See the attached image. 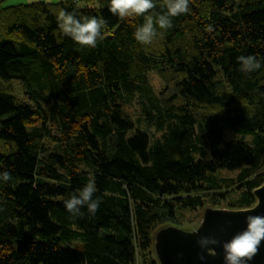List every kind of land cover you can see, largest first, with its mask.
<instances>
[{
  "label": "trees",
  "instance_id": "trees-1",
  "mask_svg": "<svg viewBox=\"0 0 264 264\" xmlns=\"http://www.w3.org/2000/svg\"><path fill=\"white\" fill-rule=\"evenodd\" d=\"M1 1L0 173L11 180H0V264H158L159 227L255 203L264 0H189L148 45L133 35L144 16L121 19L110 0ZM154 3L150 14L164 11ZM61 10L103 19V39L64 36ZM241 55L261 68L240 71ZM89 180L99 208L72 216L64 201Z\"/></svg>",
  "mask_w": 264,
  "mask_h": 264
},
{
  "label": "clouds",
  "instance_id": "clouds-1",
  "mask_svg": "<svg viewBox=\"0 0 264 264\" xmlns=\"http://www.w3.org/2000/svg\"><path fill=\"white\" fill-rule=\"evenodd\" d=\"M161 7L164 11L150 14L151 10L156 8L154 0H110L109 11L121 19L144 16V23L136 28L133 35L137 42L148 45L156 37L158 28H171L172 18L190 11L189 0H163ZM57 24L64 36L70 37L81 46L94 48L97 41L103 39L101 30L105 21L97 17L77 18L74 13L61 10L57 15ZM237 63L240 65V71L252 73L261 68L262 61L255 55H241L237 57ZM0 180H11V174L7 171L0 173ZM95 193V182L89 180L83 188L64 201L66 210L72 216L79 217L85 214L82 209H86L89 215L94 216L100 205L98 198L93 199ZM245 224V229L221 244L224 264H247L258 254L261 242L264 241V216H247ZM201 242L219 243L214 238Z\"/></svg>",
  "mask_w": 264,
  "mask_h": 264
},
{
  "label": "water",
  "instance_id": "water-1",
  "mask_svg": "<svg viewBox=\"0 0 264 264\" xmlns=\"http://www.w3.org/2000/svg\"><path fill=\"white\" fill-rule=\"evenodd\" d=\"M255 203L245 208L204 206L197 224L180 227L166 224L153 235V252L158 264H224L221 244L245 229L247 216H264V183L254 188ZM217 244L202 243L211 239ZM247 264H264V241Z\"/></svg>",
  "mask_w": 264,
  "mask_h": 264
},
{
  "label": "rangeland",
  "instance_id": "rangeland-1",
  "mask_svg": "<svg viewBox=\"0 0 264 264\" xmlns=\"http://www.w3.org/2000/svg\"><path fill=\"white\" fill-rule=\"evenodd\" d=\"M58 1H60V0H3V1H1V6L6 7V6L16 5V4H26V3H31V2H47V3H54L55 2L56 3ZM78 2H80L81 4H85V2L83 0H80ZM87 5L89 7H92L95 5V2L94 1L88 2ZM148 77H149V81H150V84L152 85V87L156 91L159 90L162 84H161L158 76L154 73H150L148 75ZM16 87H17V90L21 92V89L19 88L18 84H16ZM203 208L200 210V212L203 210ZM200 212L198 210H196V213L189 215L188 219H192V221H194L193 218H195V219L199 218L198 216H200Z\"/></svg>",
  "mask_w": 264,
  "mask_h": 264
},
{
  "label": "built area",
  "instance_id": "built-area-1",
  "mask_svg": "<svg viewBox=\"0 0 264 264\" xmlns=\"http://www.w3.org/2000/svg\"><path fill=\"white\" fill-rule=\"evenodd\" d=\"M78 1H80V0H78ZM83 1H85V0H83Z\"/></svg>",
  "mask_w": 264,
  "mask_h": 264
},
{
  "label": "crops",
  "instance_id": "crops-1",
  "mask_svg": "<svg viewBox=\"0 0 264 264\" xmlns=\"http://www.w3.org/2000/svg\"><path fill=\"white\" fill-rule=\"evenodd\" d=\"M3 1V0H2Z\"/></svg>",
  "mask_w": 264,
  "mask_h": 264
}]
</instances>
